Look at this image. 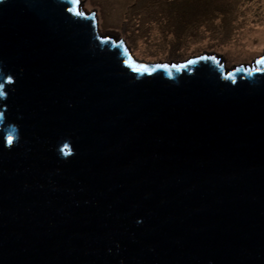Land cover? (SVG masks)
Returning <instances> with one entry per match:
<instances>
[{"label": "water", "instance_id": "obj_1", "mask_svg": "<svg viewBox=\"0 0 264 264\" xmlns=\"http://www.w3.org/2000/svg\"><path fill=\"white\" fill-rule=\"evenodd\" d=\"M81 1L0 2V264H264V54L140 63Z\"/></svg>", "mask_w": 264, "mask_h": 264}, {"label": "rangeland", "instance_id": "obj_2", "mask_svg": "<svg viewBox=\"0 0 264 264\" xmlns=\"http://www.w3.org/2000/svg\"><path fill=\"white\" fill-rule=\"evenodd\" d=\"M79 5L81 12H96L102 37L123 41L127 53L140 63H177L213 55L233 68L264 54L258 38L247 52L235 47L233 38L243 26L237 11L252 8L262 19L263 0H82ZM259 17L249 25L258 24ZM155 26L159 35L151 33Z\"/></svg>", "mask_w": 264, "mask_h": 264}, {"label": "bare ground", "instance_id": "obj_3", "mask_svg": "<svg viewBox=\"0 0 264 264\" xmlns=\"http://www.w3.org/2000/svg\"><path fill=\"white\" fill-rule=\"evenodd\" d=\"M264 1V0H263ZM254 10L255 9H246V7L243 9V11L240 9L239 11H237V16H243V18H240L238 22L243 23L242 29L237 31V35H234L233 38L235 40H237V45L235 44V47H242L244 52H247V50L249 49L250 46H252L254 44L253 39L256 37L259 39L260 43H264V25L261 26L263 23L260 22H264V18L261 19V17H259V15L257 14V16L259 17L258 19H260L261 21L258 24H254L253 25H249V23L255 21L253 18L257 17L254 14ZM245 11V12H244ZM117 13L114 14L113 18L117 17ZM98 22L99 19L97 18ZM258 22V21H257ZM98 25V24H97ZM152 35H159L160 30L158 26H155L152 31H151ZM142 44V42H140ZM228 46V45H227ZM243 64V63H242Z\"/></svg>", "mask_w": 264, "mask_h": 264}, {"label": "clouds", "instance_id": "obj_4", "mask_svg": "<svg viewBox=\"0 0 264 264\" xmlns=\"http://www.w3.org/2000/svg\"><path fill=\"white\" fill-rule=\"evenodd\" d=\"M0 2H2V0H0ZM88 13H92V12H88ZM96 13V12H95ZM97 24H98V20H97ZM97 27H98V25H97ZM110 38V37H109ZM129 54V56H130V53H128ZM141 65V64H140Z\"/></svg>", "mask_w": 264, "mask_h": 264}]
</instances>
